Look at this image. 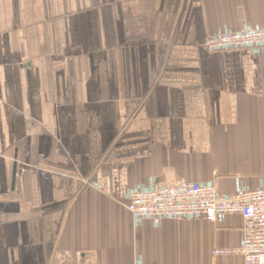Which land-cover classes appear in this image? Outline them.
<instances>
[{"label":"crops","instance_id":"1","mask_svg":"<svg viewBox=\"0 0 264 264\" xmlns=\"http://www.w3.org/2000/svg\"><path fill=\"white\" fill-rule=\"evenodd\" d=\"M264 0H0V264H242L243 220L135 228L154 179L264 183ZM15 177L12 185V170Z\"/></svg>","mask_w":264,"mask_h":264},{"label":"built area","instance_id":"2","mask_svg":"<svg viewBox=\"0 0 264 264\" xmlns=\"http://www.w3.org/2000/svg\"><path fill=\"white\" fill-rule=\"evenodd\" d=\"M203 48L210 53L248 50L258 55L264 50V28L251 27L241 32L208 36ZM125 208L135 228L150 222L156 228L164 220H205L223 222L227 216H239L244 226L236 250H214L213 256L239 255L242 264H264V183L250 188L235 181L232 194L221 193L217 179L205 183L180 180L159 184L154 179L125 192ZM138 258L135 264H139Z\"/></svg>","mask_w":264,"mask_h":264},{"label":"water","instance_id":"3","mask_svg":"<svg viewBox=\"0 0 264 264\" xmlns=\"http://www.w3.org/2000/svg\"><path fill=\"white\" fill-rule=\"evenodd\" d=\"M15 164L13 165V170H12V185H13V180H14V177H15Z\"/></svg>","mask_w":264,"mask_h":264}]
</instances>
